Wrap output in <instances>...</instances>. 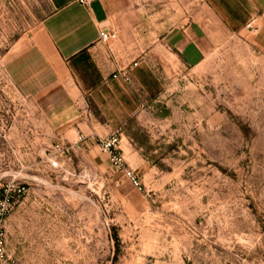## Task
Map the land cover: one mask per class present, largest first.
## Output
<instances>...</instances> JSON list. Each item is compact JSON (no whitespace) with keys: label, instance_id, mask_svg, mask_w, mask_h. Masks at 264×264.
Wrapping results in <instances>:
<instances>
[{"label":"rangeland","instance_id":"rangeland-1","mask_svg":"<svg viewBox=\"0 0 264 264\" xmlns=\"http://www.w3.org/2000/svg\"><path fill=\"white\" fill-rule=\"evenodd\" d=\"M203 5L128 0L125 8L135 25L157 10L189 24ZM49 11L47 0H0V186L26 189L6 220L2 264H264V12L209 39L197 66L136 84L128 116L103 114L88 95L69 110L44 73L39 98L23 94L6 63ZM127 61L140 65L142 52ZM117 128L141 188L98 146ZM79 131L83 146L53 151Z\"/></svg>","mask_w":264,"mask_h":264},{"label":"crops","instance_id":"crops-1","mask_svg":"<svg viewBox=\"0 0 264 264\" xmlns=\"http://www.w3.org/2000/svg\"><path fill=\"white\" fill-rule=\"evenodd\" d=\"M47 1L50 11L40 24L39 35L6 63L23 94L38 99L43 81L39 76L44 73L46 84L60 83L58 87L65 88L60 90L61 99L69 110L77 99L88 95L103 114L115 108L117 113L119 108L128 116L133 114L136 84L158 81L166 69L197 66L209 39L238 31L264 12V0H204L203 12L194 11L189 24L180 15L167 18L165 11L157 10L149 11L147 19L135 25L127 21L133 17L125 8L128 0H89L87 5L79 0ZM104 30L110 34L106 42L100 39ZM134 51H141L144 59L137 68L127 61ZM122 69L129 71L130 83L113 78ZM58 94L54 97L59 98ZM52 108V115L61 113V106L53 104Z\"/></svg>","mask_w":264,"mask_h":264},{"label":"built area","instance_id":"built-area-1","mask_svg":"<svg viewBox=\"0 0 264 264\" xmlns=\"http://www.w3.org/2000/svg\"><path fill=\"white\" fill-rule=\"evenodd\" d=\"M89 0H79L82 5H87ZM110 34L107 30L101 32L100 39L103 42L108 41ZM138 63L135 62L134 66ZM121 77L126 83L131 82V76L127 69L119 70L117 73L113 74V78ZM124 132L122 128H117L111 132L106 137L97 138L98 146L105 155L108 156L112 165L117 168L123 175L137 188H141L140 181L132 170L126 163L124 154L121 148L122 139ZM86 141V136L81 132H77V139L69 146H64L63 144H56L53 148L57 154L65 155L69 154L71 150L80 148L84 145ZM26 194V189L23 185L12 183L6 186H0V263H6L9 261L10 257L7 252V234H6V220L15 208V206L20 202L21 198Z\"/></svg>","mask_w":264,"mask_h":264}]
</instances>
